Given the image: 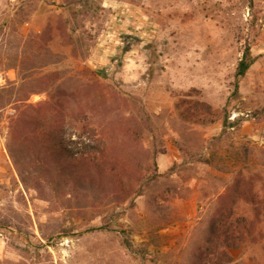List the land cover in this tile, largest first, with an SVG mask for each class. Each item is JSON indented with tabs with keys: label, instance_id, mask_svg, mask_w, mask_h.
I'll use <instances>...</instances> for the list:
<instances>
[{
	"label": "rangeland",
	"instance_id": "374dc122",
	"mask_svg": "<svg viewBox=\"0 0 264 264\" xmlns=\"http://www.w3.org/2000/svg\"><path fill=\"white\" fill-rule=\"evenodd\" d=\"M238 172L264 185V0H0V264H264V210L206 243Z\"/></svg>",
	"mask_w": 264,
	"mask_h": 264
},
{
	"label": "trees",
	"instance_id": "16d2710c",
	"mask_svg": "<svg viewBox=\"0 0 264 264\" xmlns=\"http://www.w3.org/2000/svg\"><path fill=\"white\" fill-rule=\"evenodd\" d=\"M258 56L252 54L249 44L244 46L234 72L233 94L237 92L238 81L241 80L249 68L256 62ZM58 92L57 103L60 105L65 99L64 95L60 94V91ZM227 126L232 125H227L226 119H223V128ZM65 132L63 126H56L51 134L54 137L62 139ZM83 134L78 133L77 140H82ZM85 136L88 141H83L82 149L80 150L81 156H88L92 151L97 153L102 152L101 146L103 140L96 137L92 128L88 129L87 135ZM77 150H66V154L74 157L79 152ZM242 200L250 204V211L248 209L240 210L238 208V203ZM217 202L218 207L211 222L209 237L206 243L211 246L213 242L218 241L228 248H237L255 230L256 222L261 221L262 211L264 210V185L260 189L254 188V184L248 178L244 177L241 172H238L233 182L218 196ZM249 212H251V215Z\"/></svg>",
	"mask_w": 264,
	"mask_h": 264
}]
</instances>
